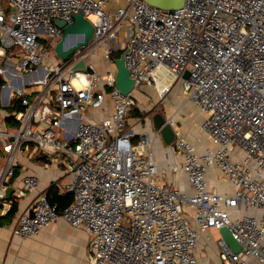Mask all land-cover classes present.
<instances>
[{"label":"built area","instance_id":"1","mask_svg":"<svg viewBox=\"0 0 264 264\" xmlns=\"http://www.w3.org/2000/svg\"><path fill=\"white\" fill-rule=\"evenodd\" d=\"M6 1L10 12L0 3L1 208L38 186V178L27 175L5 198L17 158L31 146L60 160L71 175L66 206L41 192L13 232L32 236L64 220L88 233L92 264H199V231L227 226L241 249L233 252L221 240L223 263L245 264L252 256L264 264V0H184L173 9L146 0ZM78 12L94 27L88 45L51 60L41 39L54 47L63 35L56 20L72 23ZM120 37L134 88L147 84L163 98L181 80L187 98L205 114L201 128L213 146L202 153L174 117L166 119L193 194L157 178L147 132L131 142L126 116L135 99L133 91L115 86L111 56ZM99 48L111 66L104 73L90 61ZM81 59L87 70L74 71ZM163 83L168 86L161 95ZM106 96L108 116H83L101 108ZM213 167L232 192L208 188ZM185 207L194 211L195 225Z\"/></svg>","mask_w":264,"mask_h":264},{"label":"crops","instance_id":"2","mask_svg":"<svg viewBox=\"0 0 264 264\" xmlns=\"http://www.w3.org/2000/svg\"><path fill=\"white\" fill-rule=\"evenodd\" d=\"M116 4L115 1H112L110 6L115 7ZM100 49L102 51V48ZM96 59L97 57L93 55L90 57L92 63H96ZM101 60H103L102 53ZM109 68H111L110 65ZM144 85L155 90V92L157 90L147 84ZM165 85L168 86L167 83H163L159 87L160 91ZM137 95L133 94L134 99L137 98ZM138 96L144 95L139 94ZM165 99L168 105L177 104L172 113L179 114L180 111L188 113L185 107L194 106L202 117L201 127L205 114L187 98L181 80L170 86L165 94ZM134 109L137 110L135 107L131 108V114L128 111L126 116V127L130 128L133 133L131 136L132 144L135 145L138 142L141 132H147L151 138L153 157L157 166V178L183 193L193 194L195 189L190 184L187 173L183 169V158L174 142H165L154 129L153 113L151 116L147 114V117H143L140 112V115H136ZM111 111L112 102L109 96H106L105 103L101 108L87 109L83 116L98 121L102 117L108 116ZM172 113L164 115L168 118L173 116ZM175 116L177 117L176 114ZM188 123L191 124V122ZM202 132L204 136L192 134L189 137L182 129L183 135L194 144L198 153L204 152L208 146H213L206 133L203 130ZM204 138H207V140ZM27 175H35L38 178V186L35 190L27 192L14 202L16 205L14 213L9 214L12 205L4 210L0 204V264H92L87 249L89 235L82 227H74L64 220H56L45 225L37 234L32 236L21 237L13 232L20 213L27 208L39 193L45 192L48 195L56 192L62 197L69 194L68 185L71 175L65 165L60 160L51 159L48 155L37 151L34 146L28 148L16 160L15 173L10 179V187L13 188V191L23 186L24 178ZM206 180L210 190L227 192L234 190V187L216 167L207 171ZM185 210L188 221L195 225L193 220L194 211L189 207H185ZM221 240L222 237L218 229L209 228L199 231L198 243L194 248V254L199 264H224L220 258ZM244 258L245 264H258L252 256H245Z\"/></svg>","mask_w":264,"mask_h":264},{"label":"water","instance_id":"3","mask_svg":"<svg viewBox=\"0 0 264 264\" xmlns=\"http://www.w3.org/2000/svg\"><path fill=\"white\" fill-rule=\"evenodd\" d=\"M147 2L167 9H173L180 7L184 0H146ZM74 20L72 23H65V21L58 19L56 23L58 26L62 27L63 35L60 40H58L54 47L53 51L56 56L61 59H65L73 50L78 49L79 47L88 45L91 36L94 31V27L91 24L90 20L87 19L81 12L74 14ZM75 36V39L70 41L68 44H65L66 38L69 36ZM127 48L124 49L118 57L113 58V63L115 65V86L122 93L131 92L134 89V80L129 76V70L125 63V53ZM74 71H86L87 70V61L85 59L79 60L73 67ZM189 75L186 71L183 75L186 78ZM167 91V88H162L160 93L164 95ZM166 117L161 113H154L152 116V122L154 129L161 135L162 139L170 143L173 141V130L170 124L166 121ZM13 188L9 187L6 199H9ZM222 240L225 244L233 251L238 252L241 249V244L233 237L231 231L227 226H222L218 229Z\"/></svg>","mask_w":264,"mask_h":264},{"label":"rangeland","instance_id":"4","mask_svg":"<svg viewBox=\"0 0 264 264\" xmlns=\"http://www.w3.org/2000/svg\"><path fill=\"white\" fill-rule=\"evenodd\" d=\"M0 3L3 7L7 8L8 12L11 11V8L6 6V3H7L6 0H0ZM121 38L122 37H120L119 43L116 44V46H115V48L117 50L118 49H124L123 48L124 41ZM41 41L43 44H45L47 51L49 52V56H50L51 60H57V56H56L55 52L53 51V44L49 41V38L46 37L44 39H41ZM116 49H113L112 51H114ZM101 53H102V51L100 48L97 49L95 52H93V56L97 57L96 63H93V64L95 65V68L97 71L104 73L107 69H109V64L104 62L103 60H101ZM49 64H50L49 60L46 59L45 61H43V65H45L46 67H49ZM113 67H115V66H113ZM132 91H133L134 95H136V94L144 95L141 97H139L137 95V98H135L136 104H134V106L132 107V108H134V107L137 108L138 111L141 114H143V117L144 116L147 117V114H150L149 116H151L152 113L154 114L157 112L161 113L162 115L171 114L173 109L177 107V104L168 105V102L166 101L165 96L163 98L158 97L157 90L155 92V90L145 86L144 84L136 86ZM181 93H182V91H181ZM164 105H166V106H164ZM185 109L188 110L187 111L188 113H184L183 111H180V113L178 114V113L174 112V113H172L173 116H171V117L175 118L176 117L175 114L177 115L175 120L177 119L176 122H177L178 127L181 129V131L183 129V131L189 137L192 134H195L197 136L203 135L202 129L200 127V122L202 120V117L199 115L198 111L194 108V106L193 107L187 106V107H185ZM186 110H184V111H186ZM129 113H130V110H129ZM149 118H151V117H149ZM188 122H191V124H189ZM205 140H207V138ZM184 210H185V208H184ZM185 212H186V210H185Z\"/></svg>","mask_w":264,"mask_h":264},{"label":"trees","instance_id":"5","mask_svg":"<svg viewBox=\"0 0 264 264\" xmlns=\"http://www.w3.org/2000/svg\"><path fill=\"white\" fill-rule=\"evenodd\" d=\"M122 51H123V49H118V50L116 49V50L112 51V53H111L112 58L118 57ZM134 113L136 115H140L138 109L137 110L134 109ZM47 196H48V199L51 203L57 202L58 205L61 207L66 206L71 201V194H68V195L62 197V196H59L56 192H52V193L48 194ZM15 209H16V205H15V203H13L10 210H9V214L14 213Z\"/></svg>","mask_w":264,"mask_h":264},{"label":"bare ground","instance_id":"6","mask_svg":"<svg viewBox=\"0 0 264 264\" xmlns=\"http://www.w3.org/2000/svg\"><path fill=\"white\" fill-rule=\"evenodd\" d=\"M75 39V36H72V35H69L67 38H66V42L65 44H68L70 41L74 40ZM73 82L75 83L76 86H79L80 82L73 79Z\"/></svg>","mask_w":264,"mask_h":264}]
</instances>
